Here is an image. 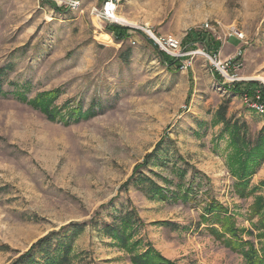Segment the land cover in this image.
<instances>
[{
  "label": "rangeland",
  "instance_id": "rangeland-1",
  "mask_svg": "<svg viewBox=\"0 0 264 264\" xmlns=\"http://www.w3.org/2000/svg\"><path fill=\"white\" fill-rule=\"evenodd\" d=\"M106 3L135 26L106 19ZM109 25L130 29L127 38L116 43ZM231 26L242 40L227 38ZM151 36L173 37L194 54L170 69ZM201 51L241 63L250 97L261 96L264 0H0V264L63 227L57 239L66 235L73 264H131L147 246L175 264H248L244 253L261 255L264 162L242 182L215 113L227 104L226 117L245 123L251 138L264 132V115L215 79ZM56 90L55 121L12 95ZM90 107L91 118L65 122ZM178 170L182 191L193 188L186 201ZM138 175L168 194L148 197L133 184ZM215 206L223 212L205 213ZM130 210L140 223L122 249L100 228Z\"/></svg>",
  "mask_w": 264,
  "mask_h": 264
},
{
  "label": "trees",
  "instance_id": "trees-1",
  "mask_svg": "<svg viewBox=\"0 0 264 264\" xmlns=\"http://www.w3.org/2000/svg\"><path fill=\"white\" fill-rule=\"evenodd\" d=\"M51 6H53L56 13H63L66 11L59 10L54 5ZM129 30L130 29L128 28H120L115 25H109L106 27V31L112 35V38L116 43L125 40L127 38V33L129 32ZM191 38V36L186 37L187 45H192L196 43V41H192ZM148 42L156 50L158 56H160V61L163 64L165 63L168 68L171 69L177 63L175 60H170L166 56L161 54L151 40H148ZM204 46L209 49V46L207 44H204ZM217 47L218 45L215 43V49H217ZM129 57V55H124L123 60L127 61ZM3 72V69L0 70V94L5 95V93H1V78L5 75ZM215 79L219 81V77L216 74ZM250 85L253 84L241 82L231 85L230 88L234 93L238 94L239 96H242L244 94L252 96V93L255 91V89L249 90L248 87ZM258 90H260L261 99L262 102H264L263 87L260 86V89ZM12 95L17 101L24 103L35 110H38L47 118V120L55 121V110L51 109V104L56 99V96L58 95V90L38 95L34 99H28L23 93L18 91H15ZM227 107V104L220 105V107L215 113V122L217 124L222 125L221 135L227 136L229 140V145L233 150V155H238L237 161L233 163L236 168L233 169L232 172H236L237 177H239L242 182H248L257 172V169H259V167L264 162V132L261 131L255 137L251 138L249 129L245 123L231 118L228 119L226 117ZM93 109L94 108L90 107L85 112H82V109L79 108L74 109L68 112L65 122L67 123L72 120L76 121L81 119L87 120L93 116ZM145 161L148 164L149 156ZM136 172L137 170L134 173ZM177 173L180 176V182L178 183L179 187L177 186L179 190H181L179 198L181 201H186L189 199L190 193L193 192V188L192 186H188L186 191H182L181 187L183 186V184L181 180L184 177V173L182 172V170H178ZM133 184L135 186H141V188H144V190L146 191V195L148 197L150 196V198L158 197L160 199H163L164 194H168V192L166 191H164L166 193L162 192V189L160 187H158L154 182L142 175H138L137 179L135 180V183ZM179 198L175 194H172L170 196V199L176 201L179 200ZM220 212H223V208L220 206L208 207L205 210V213L208 215L217 214ZM139 223L140 220L133 210L125 211L121 213L119 217L114 219L112 223H102L100 232L103 236L108 237L109 239L114 241L120 248L128 249L127 244L129 241L130 234L131 232L135 233V230ZM73 226L74 225H70L67 228ZM64 230H66V227L60 229V231ZM227 231L230 235L234 237L236 236L234 229H232L231 227H228ZM59 232L50 233L45 237L41 238L40 240L36 241L26 252L19 255L9 264H73L74 256L72 255L71 247L69 244L65 243L67 237L66 235H63V237L57 239L61 233ZM2 250H5L4 247H0V251ZM244 256L248 264H264V250L262 251L260 256L256 257L255 261H253L255 256L252 257V254L250 255V253L248 252L244 253ZM130 262L131 264H175L174 262L161 256L158 252H156L149 246H147V249L145 251L136 255H131Z\"/></svg>",
  "mask_w": 264,
  "mask_h": 264
},
{
  "label": "built area",
  "instance_id": "built-area-1",
  "mask_svg": "<svg viewBox=\"0 0 264 264\" xmlns=\"http://www.w3.org/2000/svg\"><path fill=\"white\" fill-rule=\"evenodd\" d=\"M107 4L108 3H106V5ZM205 27L207 28L208 26L205 25ZM226 36L227 38L234 37L237 40L243 39V34L239 30H236L235 27L233 26L229 27ZM151 39H152L151 41L157 47V49L172 60L175 61L182 60L185 56H190L194 54L192 52H186L187 47H182V44L173 37L151 36ZM200 54L202 55V57H204L206 61L210 62V64L215 70V74L219 77V81L222 82V84L234 85L242 82L241 78L237 74V71L241 67V63L233 64L232 61H229L228 59L221 60L219 57V53L217 52L208 53L205 51H201ZM243 82H247V81L243 80ZM255 93L256 95L254 98L248 96L247 94L242 95L241 98L244 105H246V107L249 110L262 116L264 115V102H262L259 92H255Z\"/></svg>",
  "mask_w": 264,
  "mask_h": 264
},
{
  "label": "bare ground",
  "instance_id": "bare-ground-1",
  "mask_svg": "<svg viewBox=\"0 0 264 264\" xmlns=\"http://www.w3.org/2000/svg\"><path fill=\"white\" fill-rule=\"evenodd\" d=\"M104 11H105V18L108 19V20H111L114 23L121 24V25L135 26L134 23H131V22L127 21L126 19L117 16L113 12L110 4H107L105 6ZM110 14H111V16H110ZM102 15L104 17V14H102ZM257 78H259V77H257ZM260 79H262V81L264 82V78L263 77H260Z\"/></svg>",
  "mask_w": 264,
  "mask_h": 264
}]
</instances>
